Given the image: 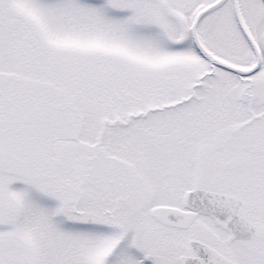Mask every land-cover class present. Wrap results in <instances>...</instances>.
Returning <instances> with one entry per match:
<instances>
[{
    "label": "snow or ice",
    "instance_id": "1",
    "mask_svg": "<svg viewBox=\"0 0 264 264\" xmlns=\"http://www.w3.org/2000/svg\"><path fill=\"white\" fill-rule=\"evenodd\" d=\"M0 264H264V0H0Z\"/></svg>",
    "mask_w": 264,
    "mask_h": 264
}]
</instances>
